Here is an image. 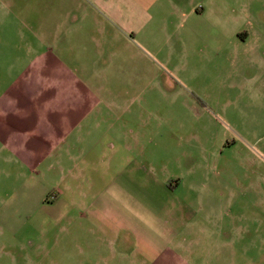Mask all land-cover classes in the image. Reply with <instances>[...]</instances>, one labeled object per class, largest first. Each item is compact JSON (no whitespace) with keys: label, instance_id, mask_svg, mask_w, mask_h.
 I'll list each match as a JSON object with an SVG mask.
<instances>
[{"label":"rangeland","instance_id":"1","mask_svg":"<svg viewBox=\"0 0 264 264\" xmlns=\"http://www.w3.org/2000/svg\"><path fill=\"white\" fill-rule=\"evenodd\" d=\"M186 4L194 15L154 10L142 47L116 38L111 58L96 48L94 59L113 61L116 87L142 90L136 97L122 91L142 113L133 114L131 128L117 125L113 169H141L152 178L143 199L172 203L194 219L196 230L182 233L175 250L188 264H264V0ZM61 6L67 17L58 14ZM52 9L66 27L57 28L53 15L45 31L31 32L17 16H0V92L26 83L19 76L47 55L50 63L41 66L51 82L79 91V0H52ZM11 147L0 137V264H79V238L101 249L89 229H79V209L67 217L29 191L36 183L57 185L62 175L36 180ZM92 147L70 154L83 157ZM23 187L25 203L16 199ZM120 258L131 261L114 256L110 263Z\"/></svg>","mask_w":264,"mask_h":264},{"label":"crops","instance_id":"2","mask_svg":"<svg viewBox=\"0 0 264 264\" xmlns=\"http://www.w3.org/2000/svg\"><path fill=\"white\" fill-rule=\"evenodd\" d=\"M186 1L191 0H79V91L51 82L41 66L49 62L47 55L38 59L39 68L34 62L19 76L26 83L0 92L3 144L13 145L12 152L36 180L48 172L62 175L57 185L36 183L29 191L44 207H62L67 217L73 208L79 209V229H89L87 236L95 237L102 246L86 248L87 240L79 238L83 241L79 264H188L175 250L182 233L191 235L196 230L194 219L185 217L172 203L150 205L143 199L149 192L146 183L152 178L141 169H113L115 157L110 149L115 147L117 125L125 122L123 127L131 128L133 114L142 113L122 91L130 95L133 91L136 97L142 90L116 87L111 81L116 79L110 71L113 61L94 59L100 54L96 48L111 58L116 38L124 46L142 47L147 41L143 34L156 20L153 11L158 8L156 16L169 8L194 15ZM61 8L58 14L67 17ZM31 12L38 14L34 21ZM58 14L52 9V0H0V16H17L18 23L31 32L45 31L53 15L58 16L57 28L66 27L65 17ZM124 64L119 61L118 68L122 70ZM86 143L93 147L83 157L70 154ZM58 146L61 153L53 154ZM24 188L16 196L23 203L30 200L20 195ZM104 244L114 256L131 261L120 258L119 263H110L114 256ZM93 255L101 257L100 262L88 258Z\"/></svg>","mask_w":264,"mask_h":264}]
</instances>
